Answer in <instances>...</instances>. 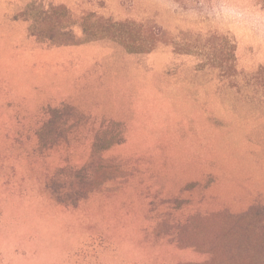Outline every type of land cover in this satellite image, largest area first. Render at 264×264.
I'll return each mask as SVG.
<instances>
[{"label": "rangeland", "instance_id": "1", "mask_svg": "<svg viewBox=\"0 0 264 264\" xmlns=\"http://www.w3.org/2000/svg\"><path fill=\"white\" fill-rule=\"evenodd\" d=\"M58 4L162 37L31 35L25 18ZM238 223L264 224V0H0V264L200 263L191 240L231 226L222 243L261 259L264 233Z\"/></svg>", "mask_w": 264, "mask_h": 264}, {"label": "trees", "instance_id": "2", "mask_svg": "<svg viewBox=\"0 0 264 264\" xmlns=\"http://www.w3.org/2000/svg\"><path fill=\"white\" fill-rule=\"evenodd\" d=\"M31 10H34V8L32 7ZM39 11L35 18H25L26 20L32 21L29 26V31L31 35L35 36L37 39H40L41 41L49 40L53 44L83 43L89 40L108 37L121 43L128 51L143 52L153 50L162 37L161 27L156 30L152 27L145 26V24L141 22L129 19L116 20L111 17L98 15L93 11H89L79 18H75L72 11L65 4L52 5L49 8H44ZM65 19H67V23L59 24L56 27L57 29L54 28L53 33L45 34L46 32L40 30L41 21L47 22L48 20H53L55 23H58L63 22ZM74 24H78L83 31V35L89 38L78 41L56 39L55 35H66V27H70ZM71 35L72 37H75L73 32H71ZM231 49L234 56V45ZM91 169L93 168L85 167L74 172L73 175L75 180V188L76 190L77 186H82V188L78 189L77 192L73 194L72 200H69L71 203L77 204L81 199L85 198L93 190L90 178L88 177V171ZM64 201L69 202L67 200ZM247 215L248 213L246 212L238 215L232 214L231 216L232 218L237 220V222H239L240 220L245 219ZM197 216L198 219L208 218L206 215L199 214ZM192 220L184 224L180 230L178 241L182 245H184L185 239L183 236V230L185 231L192 228V225H194ZM239 227L243 228L244 232L250 231L253 227V229L255 228L254 231L258 229L259 231H262V233H264V224L256 226L254 224L245 225L244 223H242L239 225ZM232 228L233 226L229 228L230 231H225L226 228L224 227L222 229V232L210 239L207 237L204 240L199 238L191 240V242L189 243L191 246L208 251L211 254V257L205 262H187L183 264H264V258H262L264 257V254L260 256L261 259H258V257H255L251 254H248L247 256L242 255L247 254L248 252L250 253V245H246L245 243H238L237 246H233L228 243L225 246L222 243L223 239L227 242H230L227 237H234V233L231 232ZM262 242H260L262 244L261 247L264 248V243ZM253 250H255L254 247L251 252Z\"/></svg>", "mask_w": 264, "mask_h": 264}]
</instances>
